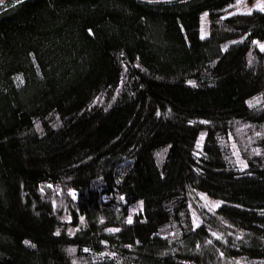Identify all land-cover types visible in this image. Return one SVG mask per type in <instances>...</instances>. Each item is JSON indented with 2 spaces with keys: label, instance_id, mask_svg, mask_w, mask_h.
<instances>
[{
  "label": "trees",
  "instance_id": "16d2710c",
  "mask_svg": "<svg viewBox=\"0 0 264 264\" xmlns=\"http://www.w3.org/2000/svg\"><path fill=\"white\" fill-rule=\"evenodd\" d=\"M253 1L0 3V264H264Z\"/></svg>",
  "mask_w": 264,
  "mask_h": 264
},
{
  "label": "rangeland",
  "instance_id": "374dc122",
  "mask_svg": "<svg viewBox=\"0 0 264 264\" xmlns=\"http://www.w3.org/2000/svg\"><path fill=\"white\" fill-rule=\"evenodd\" d=\"M240 12H249L252 10H260L264 12V0H254L253 2L247 3L244 6L240 7L238 9ZM206 20L207 16L206 13H203L201 15V30L200 34L201 37H206L207 36V29H206ZM264 50V47L262 48ZM203 204H206L208 207H214V204L206 201L205 199L203 200ZM62 223L66 225V232L72 236L74 232L76 231L75 228L69 226V219L68 218H63ZM60 229L57 230L59 232ZM226 264H232V262H228Z\"/></svg>",
  "mask_w": 264,
  "mask_h": 264
},
{
  "label": "water",
  "instance_id": "95a60500",
  "mask_svg": "<svg viewBox=\"0 0 264 264\" xmlns=\"http://www.w3.org/2000/svg\"><path fill=\"white\" fill-rule=\"evenodd\" d=\"M3 0H0V3L2 2ZM140 1H145V2H157V1H168V0H140Z\"/></svg>",
  "mask_w": 264,
  "mask_h": 264
},
{
  "label": "snow or ice",
  "instance_id": "6c2138e0",
  "mask_svg": "<svg viewBox=\"0 0 264 264\" xmlns=\"http://www.w3.org/2000/svg\"><path fill=\"white\" fill-rule=\"evenodd\" d=\"M129 222H131V221H129Z\"/></svg>",
  "mask_w": 264,
  "mask_h": 264
}]
</instances>
